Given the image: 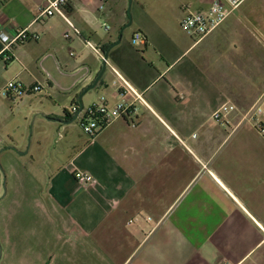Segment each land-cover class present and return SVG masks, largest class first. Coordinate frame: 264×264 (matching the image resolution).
Segmentation results:
<instances>
[{
    "label": "crops",
    "instance_id": "crops-1",
    "mask_svg": "<svg viewBox=\"0 0 264 264\" xmlns=\"http://www.w3.org/2000/svg\"><path fill=\"white\" fill-rule=\"evenodd\" d=\"M213 1L182 8L180 22L189 12L208 11ZM109 5L75 1L65 7L70 28L58 16L39 17L46 0L0 1V34L12 38L27 29L36 37L13 47L9 61L0 41V264H264V137L242 122L245 111L238 107L211 121L216 109L209 98L217 93L206 67L190 80L174 70L190 51L197 54L191 64L207 66L208 36L186 35L183 53L173 60L157 51L160 69L141 74L117 51L126 16L112 6L107 11ZM138 32L147 50L149 37ZM88 42L109 51L95 88L100 97L113 106L122 100L114 86L119 73L147 107L137 104L134 118L111 123L93 140L84 135L82 148L71 147L65 161L58 152L56 160L28 149L20 150L24 156L12 152L8 141L29 124L27 115L36 113L34 122L38 114L58 117L34 104L20 118L14 110L20 96L7 97L6 84H21L25 99L38 94L59 104L62 98L68 110L102 71ZM46 121L66 133L68 125ZM76 171L94 184L81 185Z\"/></svg>",
    "mask_w": 264,
    "mask_h": 264
},
{
    "label": "rangeland",
    "instance_id": "rangeland-1",
    "mask_svg": "<svg viewBox=\"0 0 264 264\" xmlns=\"http://www.w3.org/2000/svg\"><path fill=\"white\" fill-rule=\"evenodd\" d=\"M109 2L107 11L112 6L125 14V27L130 21L129 0H109ZM182 8L196 10L198 5L195 0L132 1L130 12L132 24L124 30L122 37L116 42L123 41L117 51L126 53L133 59L134 71L149 75L157 71L155 68L160 69L161 56L157 55V51L168 60L181 56L182 44L188 41L186 34L180 28ZM108 24L111 26V33L116 35L115 21L110 20ZM105 28L107 26H102L100 35L104 33ZM138 31H142L149 37L151 45L144 50L145 52L135 46L132 41ZM207 40L211 42V46L206 47L211 61L210 90L217 93V97H212L211 100L217 99L219 103H233L243 113L250 108L257 96L264 92V0H246L237 11L229 15L219 31L208 36ZM71 52L78 54L76 49H72ZM196 56V51L183 55L177 61L180 66L174 70L177 72L187 67ZM152 60L153 67H151ZM26 96L28 95H20L15 101L14 110L20 118L27 113L29 106L34 104L40 111H46L51 107L58 119L62 116L64 111L62 98L57 104L38 94L25 99ZM99 98L98 89L89 91L83 99L84 110L93 104H99ZM68 107L70 109L72 105L69 103ZM35 115L37 114L27 115L31 119L29 124L13 132V140L8 141L13 147L12 152L18 154L22 152L21 149H28L30 155L46 156L49 159L53 157L55 160L58 152L57 157L65 161L73 152L71 147L78 145L80 149L82 148L84 143L82 139L85 136L78 124L79 121L68 125L66 133L59 125L58 133L52 128L56 125L49 124L43 119L42 114H38L34 122ZM211 121L215 122L213 119ZM12 126L16 127V124ZM64 136L67 138H63ZM40 139L43 142L41 147L37 145ZM62 145L65 150L60 149ZM29 157L28 155L26 158Z\"/></svg>",
    "mask_w": 264,
    "mask_h": 264
},
{
    "label": "built area",
    "instance_id": "built-area-1",
    "mask_svg": "<svg viewBox=\"0 0 264 264\" xmlns=\"http://www.w3.org/2000/svg\"><path fill=\"white\" fill-rule=\"evenodd\" d=\"M4 2L6 0H0ZM47 6L40 11L39 17L51 18L58 16L65 22H68L70 28H73L65 13V7L72 6L77 0H46ZM246 0H214L208 11L204 13L189 12L180 22V28L183 33L195 39L202 40L224 24L229 15L237 11ZM105 28V30H107ZM74 30V29H73ZM36 39L35 36H30L27 29L18 30L14 37L9 38L1 33L0 41L3 43V52L7 61L11 60L12 48L23 45L30 40ZM132 41L135 46H145L147 39L141 33H136ZM87 47L99 57L102 64H108V59L105 53L92 42L86 43ZM114 86L118 89V94L122 100L114 106L110 105L105 96L99 98V104H93L87 110H82L77 119L82 133L89 137L90 140L95 139L108 125L115 123L119 119L129 117L134 118L137 113V104L146 102L141 93H138L122 75L116 73V81ZM38 90V88H36ZM23 93L21 84L11 81L6 84L4 94L7 97L20 96ZM126 98H128L126 100ZM79 104L68 109L69 113L74 116L79 109ZM237 106L233 103H223L217 110L214 111L212 119L215 121H223V119L234 111H237ZM242 122L252 123L256 131L264 137V92L259 95L250 108L243 113ZM74 176L81 185L87 187L94 184V180L86 174L76 171Z\"/></svg>",
    "mask_w": 264,
    "mask_h": 264
},
{
    "label": "water",
    "instance_id": "water-1",
    "mask_svg": "<svg viewBox=\"0 0 264 264\" xmlns=\"http://www.w3.org/2000/svg\"><path fill=\"white\" fill-rule=\"evenodd\" d=\"M132 1L133 0H129V10H128V17H129V23L123 27L121 30H120V35L122 36V33L123 31L130 27V25L132 24V19H131V15H130V12H131V6H132ZM115 44H112L111 45V48L114 46ZM108 54H109V51H107L105 53V57L108 59ZM106 68H107V65L106 64H103L102 66V71L100 73V75H97L96 79L94 80V82L89 86L87 87L84 91H82L80 94H79V109L78 111L76 112V114L73 116V118L71 120H65V119H56V118H49V117H46V120L50 121V122H54V123H61V124H65V125H70L72 124L73 122L77 121L78 117H79V114L80 112H82L83 110V107H84V103H83V97L89 92V91H92L94 90L97 85L99 84L102 76L104 75L105 71H106ZM19 155L21 156H24L27 154V151L26 152H18Z\"/></svg>",
    "mask_w": 264,
    "mask_h": 264
},
{
    "label": "trees",
    "instance_id": "trees-1",
    "mask_svg": "<svg viewBox=\"0 0 264 264\" xmlns=\"http://www.w3.org/2000/svg\"><path fill=\"white\" fill-rule=\"evenodd\" d=\"M146 45H148V44H146ZM179 66H180V63L177 62L175 64V69L177 67H179ZM204 67H206V71L209 72V74H210L211 73V61L209 62V64L207 66H202V65L194 66L193 64L189 63L187 65V67L183 68L182 70L181 69L178 70L177 73L179 75L183 76L184 78L186 77V78H188V80H190L192 78L193 72L194 73H198L199 72V69L200 68H204ZM212 97L213 98H216L217 96H211L209 98L211 104L217 110L224 102L223 103H219V101H217V99L211 100ZM64 116H65V120H71L73 118V116L69 113V111L68 110H65V109H64Z\"/></svg>",
    "mask_w": 264,
    "mask_h": 264
}]
</instances>
